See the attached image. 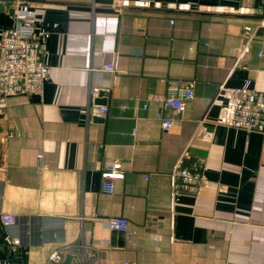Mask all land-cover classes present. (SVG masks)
Wrapping results in <instances>:
<instances>
[{
    "label": "crops",
    "instance_id": "crops-1",
    "mask_svg": "<svg viewBox=\"0 0 264 264\" xmlns=\"http://www.w3.org/2000/svg\"><path fill=\"white\" fill-rule=\"evenodd\" d=\"M20 10L48 70L0 104V264H264V133L220 120L264 92V0H15L0 38ZM174 78L195 81L183 111L149 99ZM179 166L199 193H174Z\"/></svg>",
    "mask_w": 264,
    "mask_h": 264
},
{
    "label": "built area",
    "instance_id": "built-area-1",
    "mask_svg": "<svg viewBox=\"0 0 264 264\" xmlns=\"http://www.w3.org/2000/svg\"><path fill=\"white\" fill-rule=\"evenodd\" d=\"M30 15L29 11L20 10L15 25L0 38V104L2 105H5L11 96L42 94L44 89L48 70L44 59L46 45L42 39L35 37V27L29 21ZM251 29V26H245L247 33ZM109 68L113 67L109 66ZM194 87V80L170 79L165 93H153L149 99L159 101L163 106L170 107L174 111H183L195 96ZM95 91L99 89L96 88ZM223 110L220 120L226 125L242 128L248 132L264 133V92L253 90L246 95L236 97L227 103ZM107 111L106 107H100V112L106 114ZM172 122V118H167L163 120L162 125L168 129ZM103 175L105 180L101 185L102 190L113 193L115 188L112 179L122 174L116 170L115 165H108ZM172 178L173 191L176 195L197 194L203 182V169L177 167L172 172ZM16 220L14 214L2 215L5 226L14 224ZM108 224L113 229L132 233L128 228L127 218L110 217ZM61 259L60 251H53L50 254V261L60 262Z\"/></svg>",
    "mask_w": 264,
    "mask_h": 264
},
{
    "label": "water",
    "instance_id": "water-1",
    "mask_svg": "<svg viewBox=\"0 0 264 264\" xmlns=\"http://www.w3.org/2000/svg\"><path fill=\"white\" fill-rule=\"evenodd\" d=\"M15 0H0V11L10 8L14 4ZM70 256H67L69 258Z\"/></svg>",
    "mask_w": 264,
    "mask_h": 264
},
{
    "label": "rangeland",
    "instance_id": "rangeland-1",
    "mask_svg": "<svg viewBox=\"0 0 264 264\" xmlns=\"http://www.w3.org/2000/svg\"><path fill=\"white\" fill-rule=\"evenodd\" d=\"M247 26V25H246ZM250 26V25H249ZM246 31V30H245ZM251 31V30H250ZM179 167H185V166H179ZM202 187V186H201ZM201 190V189H200ZM199 193V192H198ZM195 195V194H194Z\"/></svg>",
    "mask_w": 264,
    "mask_h": 264
}]
</instances>
